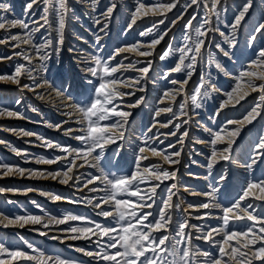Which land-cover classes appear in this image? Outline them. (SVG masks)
<instances>
[{"label":"snow or ice","instance_id":"snow-or-ice-1","mask_svg":"<svg viewBox=\"0 0 264 264\" xmlns=\"http://www.w3.org/2000/svg\"><path fill=\"white\" fill-rule=\"evenodd\" d=\"M90 2L92 11L95 12L100 0H90ZM40 3L44 5L43 13L38 20L32 21L31 27L29 23L23 20H12L8 22L6 27L5 17L0 15V30L8 31L9 28L19 26L26 33L24 36L16 34L0 39V44L16 41V48H20L21 44H28L33 49L31 53L24 51L17 53L16 55L20 56L26 63L16 64L14 73L11 75H0V80H10L12 83L20 85V77L26 74L33 83L30 85L24 84L22 87L36 93L39 99H45V97L38 89H49L51 90L50 95L55 93V96L60 98V103L66 109H72V111H66L63 114L70 119L73 116L76 117L74 123L79 125V127H69L65 131L66 133H79L72 136V139L79 141L81 146H61L44 141L47 147L58 148L62 155L54 159L41 157L39 162L54 164L57 161L64 160L67 161L66 170L45 174L44 172L26 170L7 163H0V173L3 175L10 173L24 175L27 171L29 175L60 177V183L62 184L74 181L83 183L84 188L93 185V187L89 188L91 192H103L104 195L98 198L94 206L101 209L98 215L105 218H113L115 226L101 224L74 215H67L59 220L49 219V223L57 224H64L69 220L85 221L84 226L70 227L68 231L71 234L68 238L72 240H92L95 237L96 239L93 243L96 244V250L79 248L76 250L83 252L88 257L95 258L97 264H264V216H259L249 211L253 207L251 203L246 206L243 204L250 196L256 200H264V179L249 182L235 203L229 207L222 208L223 215L218 218L223 222L221 226L201 231V226L190 225L187 218H178L175 227H173V210L179 208V205L173 202V196L176 195L173 189L177 187L176 184H172L167 189L166 198H162L159 205H157L158 212L156 215H153L151 211H144V209H152L156 205L157 188L164 181L175 179L176 172L164 169L159 164L142 166L141 162L148 159L143 154L146 151H150L155 156H162L164 161L169 164H178L180 161L174 160L172 157H179L181 155L180 151L171 154L166 151H159L155 147H151L148 139H145L142 142V146L138 148L135 170L128 175L117 176L114 173L109 175L101 167V161L105 156V146L124 138L123 129L128 123V117L131 115L130 112L120 107L119 101L125 95L130 94L123 92L121 89L135 88L141 92L145 91L141 81L147 77L152 66V62L148 61L147 66L138 69L142 73L140 77L125 81L119 79L116 74L125 67L134 66H125L122 63L113 65L111 61L115 60L116 56L122 52H136L137 55L144 57L152 56L155 46L160 44L164 36L167 35V30L160 33L154 32L157 24H164L168 18L167 14L178 8V6L185 11L192 6H196L197 9L200 8L202 0H187L183 4H181V0H158L155 5H146L142 0L138 2L132 14L131 22L128 24L129 29L138 20L150 14L153 16L159 15L164 17V19H160L158 22L153 23L151 27H147L139 33L142 37L150 36V42L118 48L115 54L107 58H102L99 55L92 57V61L86 71L97 82L94 83L93 80H88L91 88L88 89L84 100H80L71 93L66 92L63 86L54 87L52 82L42 76V73L47 71L46 62L51 58L49 49L58 51V46L64 43L66 20L71 9L68 0H28L25 6V14H29V10L33 9V5H39ZM252 3L253 0H245L239 14L235 17V22L231 24L232 33L230 36L220 32V35L224 37V43L228 45V49H224L220 44H217L216 47L228 59L233 58L231 49L235 46L237 26L240 25L241 20L249 12ZM219 5L220 0H211L210 4L207 2L203 3V7L215 15L217 20H219ZM116 7L117 5L112 3L105 10H101V15H103L105 20L112 16ZM8 11L9 5L0 3V12L6 13ZM31 14L34 15L35 13L32 12ZM50 15H54L55 23L50 20ZM179 19H183V16L180 15L171 19L170 24L175 26ZM195 19L196 17L192 16L184 24L183 45L175 49L172 45H169L159 56L160 60L163 61L171 55L179 53L174 67L168 73H165L163 78L169 80L171 73L181 74L185 78L170 79L169 82L172 85H179V87L165 91L164 97L170 98L172 102L176 100L178 95L185 98L179 105V113L174 112L173 107L168 106L158 109L155 113L156 117H159L163 112L171 113L174 117L187 116L191 118L190 112L194 114L195 110L202 108L205 98H210L212 92L220 91L213 82L211 72H209L206 76H201L199 84L190 94L186 92L185 85L188 84L189 79L192 77L196 65L204 58L206 40L209 38V33L219 31V28L213 29L211 27L210 18H205L197 25L193 24ZM95 23L100 25V32H106L108 27L106 22L102 23L100 19H96ZM225 27H228V25H225ZM41 29L49 30V34H51V31L56 32L55 48L52 39L44 38L43 42L35 41V34L39 33ZM262 29H264V23H260L255 28V31L261 32ZM101 39L102 37L99 35L96 37L97 45H99ZM255 39V36L251 37L252 41H255ZM4 59L10 60L12 57L8 56L4 57ZM33 60H37L39 63L34 65ZM207 65L209 68L214 66L218 72L223 73L225 76L229 75L222 63L211 52L208 53ZM253 69H259V71H254ZM233 79L235 84L231 91L225 93L227 100L221 103V109L228 107L229 104L234 107L251 92H260V96L258 102L247 112L243 119L228 121L229 124L239 125V127L227 132L225 134L227 139H225V135H222L223 129L221 131L205 129L212 136L210 141H201L210 143L212 146L211 156L207 165L209 176H211V169L218 160L228 161L231 159L232 146L240 135L243 126L252 124L257 117L264 119V115H262L264 113V48H261L256 59L249 63L246 69L241 70L238 75L234 76ZM257 81H260V83H257ZM143 100L144 97H140L135 103L128 104L126 107L135 108ZM163 102L161 100V103ZM33 111H36V109H33ZM5 114L23 118L17 112H5L0 109V115ZM67 122L64 121L63 123ZM171 123V120L162 122L160 127L167 128ZM183 123H188V120H184ZM173 126L178 130L181 125L175 124ZM56 127L59 129L61 125H56ZM148 132H152V128H149ZM23 134L31 135V133L26 131ZM170 135H176V133L171 132ZM187 136L188 132H183L182 136L178 138V142L183 144L184 137ZM37 139L41 138L37 137ZM0 143H3V141H0ZM218 143H224L226 146L221 151H217L216 146ZM169 147H175V145H170ZM11 150L16 152L17 155L23 154L14 147ZM24 155L26 156V154ZM259 157H264V136H261L256 144L251 163H247L245 165L246 168L251 170ZM78 160L81 163H77ZM85 166L97 169L100 175H89L81 181L80 176L75 174L74 169L84 168ZM204 178L207 179L208 177ZM224 178V176H221L219 179L223 180ZM152 181H155V183H152ZM141 184H147L150 190L142 191L140 188ZM100 185H103V187H100ZM209 187L210 191L206 193H193L194 195L205 196L206 202L196 205L190 204V208L199 211V209L210 210L221 207L216 202V193L219 188L213 185H209ZM185 190L187 191L188 189L186 188ZM254 190H258L260 195H256ZM3 191L5 189L0 188V192ZM28 191H31V189H28ZM132 197H135V199H131ZM52 198L61 199L59 196H53ZM88 202L92 203L91 200ZM9 203L12 202L9 201ZM105 204L110 205V208L104 209L102 206ZM210 214V211H208L204 215H196L193 218L203 220ZM240 220L249 222L243 230H235L229 227L232 221ZM29 223L43 224V227H48V223H43L42 218L37 215L27 214L9 217L8 215L0 214V226L5 228L15 225L23 226ZM190 229H195L200 234L194 236ZM157 233H160V235H156ZM40 234L45 235L46 233L41 232ZM220 235H222V239L217 241L215 237ZM194 240H203L206 243L215 244L218 247V255L212 256L209 251L202 250L198 245H194ZM23 243L27 249L31 250L30 252L25 251L24 248H10L0 243V264H12L14 261L23 262V264H74L73 261L47 255L43 250L26 240ZM198 257L202 259H197Z\"/></svg>","mask_w":264,"mask_h":264},{"label":"rangeland","instance_id":"rangeland-1","mask_svg":"<svg viewBox=\"0 0 264 264\" xmlns=\"http://www.w3.org/2000/svg\"><path fill=\"white\" fill-rule=\"evenodd\" d=\"M27 2H28V0H0V3H8V5L10 4L9 5V8H10L9 11L6 13L0 12V15H3L5 17V22L7 23V20L11 15L13 16L15 14H19V15L24 14V10H25L24 4H26ZM142 2L145 3L146 5H155L158 2V0H142ZM186 2H187V0H181V4L186 3ZM204 2H207L210 4L209 0H202L201 6L199 9H197L196 6H192L185 11L184 9H182L181 7L178 6V8L173 9L172 12L168 13L167 14L168 18L165 20L164 25H160V24L158 25L157 24V27L154 28V32H157V33H160V32L167 30V35L164 36V39L161 40L160 44L155 46L154 53L152 56H147V57L139 56L136 54V52H132V54L129 55V57H132L131 60L135 61L133 63L134 67H132L130 69L132 71H129V75H132L135 77L141 76L142 73H140L138 71V69L147 66L148 61L152 62V66L149 69L147 77L144 80H142L143 82L141 84H143L145 81H148V80H153L156 82L160 78L158 76L159 73L162 74V77H163V73L164 74L168 73L170 71V69L172 67H174L175 62L178 59L179 53H175L174 55H171L170 57L166 58L163 61L160 60L159 56L165 49H167V47L169 45H172L174 49L183 45V43H184L183 36L185 35L184 24L189 19H191L192 16H195L196 19L193 20L194 25L201 23L205 18H210L211 22H212L211 27L213 29L219 28V31H212L209 33V38L206 40V49L204 51V58H203V60H201L196 65V68H195V71H194L192 77L189 79L188 84L185 85L186 92L190 94L192 92V90L199 84L201 76L202 75L206 76L209 72H211L213 82L219 90L221 88H227L229 86V84H231L232 80H228L226 82L225 80H227V79L224 78L223 73L218 72L214 66L212 68L208 67V65H207L208 53L209 52L213 53L215 55L216 59L222 63V65L225 67L226 70H231L233 68L234 69V70H232L233 74L239 73L241 70H243L242 67H244L246 64H248L250 61L255 60L256 56L258 55L261 48H264V29L261 30L262 33L261 32L257 33L255 31V28L258 27V25L260 23H264V0H253L252 7L249 9V12L241 20L240 25L237 26L235 36H238L237 37L238 38V44L235 45L231 49L232 54H233L232 59H228L227 57L223 56V53L220 52V50L216 47V45L220 44L221 47H223L224 49H228V45L226 43H224V37H222L220 35V32H224L225 35H228V36L231 35V33H232L230 31V30H232L231 24L235 22V17L239 14V11L241 10L243 4L245 3V0H220V5L218 6V8H219V20H217V17L215 15H213L208 9H205L203 7ZM112 3H115L117 5L116 9L114 10V12L111 16V20H113L112 21L113 32L111 35V37H112L111 41L112 42L110 43V47H111L112 51L117 49L121 43H125V45L131 46L133 44H145V43L150 42V40H151L150 36L142 37V36H140L139 33L141 31H144L147 27H151L153 25V21H154V23H156V22H158V20L164 19V17H161L159 15L153 16L150 14L148 17L145 18L144 21L141 20L136 25H133L134 28L132 27L131 29H129L128 28L129 19H127V17H129L128 16V7L125 8L126 10L123 9V4H124L123 0H104V4L101 5V9L105 10ZM69 5H70V9H71L70 11L71 12L68 13V17L66 20V28L64 31V43H63V45H61L62 54H61L60 59H59L60 61L54 55V53H56V52L52 53L51 58H50L51 60L53 59L51 61L52 62L51 68H50L52 70L51 73H53L57 68V75L56 76H58V74H65L66 73V71H67L66 66H67L68 60L70 58V54H71V56L73 55L72 53H70L71 52L70 48L73 47L75 44H77V40L75 39L76 36H74V35H75V32H77V29H79V28H78V24H75V22H74V20L76 19V17L74 15L81 14V11H80L81 6L79 5V2L75 1V0H71ZM33 8H34V10H36L35 15L39 17L41 15V13H43L44 5H43V3H40L39 5H33ZM197 10H198V12H197ZM73 11H76V12H73ZM180 15L183 16V19H180L179 24L176 27V29H171L170 28L171 27V24H170L171 19H173L177 16H180ZM203 16H205V17H203ZM32 17H33V15L30 14V18H32ZM50 20H52L53 23H55L54 15H50ZM225 25H228V27H225ZM6 27H7V24H6ZM168 29H170V30H168ZM116 30H119V31H116ZM125 31H127V32H125ZM10 32H11V30H8V31L0 30V39L10 37V35H9ZM84 32H86V30H81L82 35H85ZM48 33H49V30H48ZM176 33H178V35ZM51 34L54 35L52 40L54 42V48H55L56 47L55 41L57 38V34L55 31H51ZM51 34H49V35H51ZM250 35H252V36L254 35L256 37L255 41H252L251 38H249ZM45 36H46V34L43 36V38ZM124 36H125V38H124ZM119 39L121 42L119 41ZM3 46L5 47V44H0V51H1L0 52V75H11L12 73H14L15 65L18 64V62L13 63L11 59L10 60L4 59V57H8V56L12 57L13 54L11 53V50L3 49ZM93 47H98L94 50L95 52L94 51L92 52L93 56L99 55L102 58L106 57V54L102 55V53H101L102 52L101 51L102 50L101 44H99V45L93 44ZM142 50H145V49H142ZM12 58L15 59V57H12ZM235 61H238L237 65L234 64ZM20 64H23V63H20ZM158 69H160V70H158ZM164 70H166V71L164 72ZM255 71H259V69H255ZM157 72H159V73L156 74ZM152 77H153V79H152ZM22 78L23 79L20 81V85L16 84L15 85L16 87H13V89H18V91H19V88H17L18 86H20V88H21L25 82L27 84L33 83L32 81H29L27 75H22ZM172 78L183 79L185 77H183L181 74L171 73L169 80ZM92 79H93L94 83L97 82V81H95V79L93 77H92ZM163 80H165V79L163 78ZM169 80H165L167 82V85H172L171 83H169ZM5 81L6 80H0V91L2 89L6 88L5 87L6 84L4 83ZM225 82H226V85H225ZM257 83H260V81H257ZM64 86L66 87L65 82H64ZM177 86H179V85H177ZM88 87L91 88V85H89ZM153 87H154L153 84H148V87L145 88V91L141 92V91L134 90V95H132L133 97L132 96L131 97L125 96L122 98L121 101H119L120 107L123 110L133 111V113L128 117V125L131 126L135 122L140 123L141 118L143 116L142 114L145 111V107H144L145 104H143V105L140 104L135 108H128V107H126V105L135 103L136 100L133 101L134 98H137L139 96L143 97L145 95H146V97H144L145 100H143V101L147 102L148 99L151 98L150 93H151ZM89 88H86V90L84 91V94H82L81 90H80V95H79L80 100H84L85 95H86ZM133 89L134 88H128V90H130V91ZM218 93L219 92H212L210 98H205V100L203 101V107L195 110V114L197 113V114H200V116H204V115L206 116V113L209 112V116H213L215 114L216 110L219 109V98L220 97H219ZM259 96H260V92H251L244 100H241L239 104H236L234 107L232 106V107L228 108V110L230 111V114L232 116L229 115L228 117L225 118L226 120H224L223 122L220 121L221 120L220 119L219 123H218L219 125L216 128V131H221V129L224 130L225 129L224 124H227L231 118H234L236 120L243 119V117L247 114V112L258 102ZM17 100H18L17 98L10 99V100L2 99L0 101V109L4 110L5 112L11 111V112L20 113L23 118H22V120H19L17 122L26 123L28 125L31 124V126H32V123L35 121H36V123L42 124V120L39 117V113H41L43 111V109L41 110L39 107H36V105H35L34 106V108L36 109L35 112L33 111L31 113V112L26 110V111H24L25 112L24 113L22 111V109H20L19 107L18 108L16 107L17 104H19V103H17ZM130 100L132 102H129ZM183 100H184V96H180L176 100L177 109L175 112L179 113V105L183 102ZM152 108H153V105H150V109H149L148 113H145L146 116L144 115L146 121L147 120L149 121V119H151L150 115H151L152 111H150V110ZM20 110H21V112H20ZM154 111L156 112L157 110H154ZM47 113L50 116L51 112H47ZM45 114H46V111H45ZM48 115H47V117H48ZM193 115L194 114H192L190 112V117H192ZM262 115H264V113H262ZM170 116L171 117L169 120H173V123H174L173 125L180 124V121H182V123H183L184 120L191 119L189 117H180V119H177V117H179V116L174 117L171 113H170ZM12 121H15V120L11 119V118H6V117H4V115H0V128L6 127ZM146 121H144V124ZM105 123H107V122H105ZM188 124H189V122L184 127H182L183 125H181L180 128L181 127L184 128V131H185L190 125V124L189 125ZM173 125H171L168 128L169 131L177 130ZM235 127H237V125H235ZM20 129H23V127H20ZM192 129L195 130V126H192ZM28 131L33 132L34 130L29 129ZM4 132L5 131L0 130V136H4L7 138H9V136H11V134L4 133ZM128 134H129V132H128ZM41 135H43V134H41ZM32 136L30 138H25V137L18 138V140L20 142L16 145L13 143L9 144L6 142L1 143L0 144V163H7L10 165L18 166L19 168H22V169H26V168L30 169V168H35V165L37 166L41 157H43L44 159H54L55 157L62 155L61 152H50L48 154V153H45L43 151V149H40L37 147L33 148L34 150L32 151L31 150L32 145L26 144L27 143L26 141L34 139V135H32ZM249 136L254 137V140L260 139L261 136H264V119L257 117V119L254 120L252 122V124H247V125L243 126V129H242L239 137L236 139V142H235L234 146L232 147L231 159L228 161H225L223 164V167L228 166L227 168L231 170L232 176H231L230 184L226 188H223L222 190L219 189V191L216 193V195L219 199L218 203L221 205L220 210L217 211V208H212L211 210H206L205 212L210 211V213H214V216L218 215V217H221L223 215L222 208L229 207L233 203H235L239 199V197L242 195L243 190L247 187L249 182H256V181L264 179V157H262L261 162L257 166H255L256 168L254 167L255 169L249 170L248 173L245 174L247 176H243V178L245 177L243 181L237 180L238 175L240 173L239 171H236V170H239V168L235 167L237 165L235 163V161L238 160L237 159L238 158L237 152H238L239 148L241 149L242 145H245L244 149H242V152H245V150L251 149L249 147H251V145H253V144L251 143ZM192 138H193V135H191L189 140L191 141ZM50 139L51 138H49L48 140H50ZM145 139H147V138H142V140L140 142L141 146H142V142ZM162 140H163V138L159 139L155 145H153L152 141H151L152 143L149 140H148V142H149V145L151 147H155L157 150L161 151L162 148H168V146L170 145V144H165V142H164V144H163V142L161 143ZM54 143L60 144L61 146H69V144H67L65 142L55 141ZM190 143L191 142L188 141V143H187L188 146H186V148H185L186 149L185 152L188 156L185 157V160H184L185 162L183 161L184 169H186L187 171H189L192 174H196L198 172H201L202 175H208V172L203 173V171L205 172L206 170L205 169L201 170L200 169L201 166H199L201 164L203 165V167L207 166V163H205V159H204L205 157H207V155L204 157L205 152H202L201 153L202 155L200 153L198 154L200 149L191 150L190 147H192L193 144H190ZM120 144H121V140H117L115 142V144H113L111 146H108V145L105 146V150H106V148H109V151H108V153H105V157L101 161V167H103L105 172H107L109 175H111L113 173L117 176L128 175L130 172L135 170L136 157H134V159L132 160L131 166H130L131 169H129V170H127L123 166V163H121V160L116 161L117 160V147ZM80 146H81L80 142L77 141V145L75 147H80ZM12 147L20 150L21 153H23V154L17 155L16 152L11 150ZM207 148H209V146ZM251 150H253V148ZM211 151L212 150H210L209 152H211ZM24 154H26V156ZM137 154H138V151L136 152V156H137ZM143 155L146 156V154H143ZM201 156H203V157H201ZM247 157H248V155H247ZM147 158H149V156H147ZM154 161H155V163H157V161H159V158L147 159V160L142 161L141 163H142V166L143 165H151L152 162H154ZM61 163L64 165L60 166L59 169L66 170L67 161L62 160ZM155 163H153V164H155ZM160 163L162 164V168L169 170L164 165V162H160ZM90 175H97L98 176V175H100V173L97 172L96 169H94V170L92 169V170H90ZM214 177H215V180L217 181L221 177L220 171H217L215 173ZM186 178H184V180H186V182H189L188 184H190V186L192 188H200L203 186V183L195 181V180H193V178H188V177H186ZM31 180L32 179H30V181ZM11 181H15V180L11 179L10 177L4 176L2 173H0V188L5 189V191L0 193V195H2L3 197H6V198H4V201H3L4 203L2 202V200L0 201V203H1L0 204L1 205L0 206V213L1 214L4 213L3 210L7 209L10 212L16 211L14 214L12 212L10 215H8L9 217H14L16 215H27V214L40 216L42 218L43 223H48L47 228L52 229L54 226H56L57 228L62 229L64 236H69L71 234L68 231V229L70 227L84 226L85 221L69 220L64 224H57V223H49L50 218L53 220H59V219L64 218L67 215H74V216L84 217V218H87L88 220H92V221H95V222H98L101 224L115 226V221L113 220V218L108 217V218L103 220V219H101V217L91 213L89 211V209L84 207V206L75 207L74 205L68 204L66 206L59 208L57 206V204H49L47 202H39V201H36V203H34V204L33 203L29 204L25 200L26 199L28 200V198L35 196L36 190L38 189V187L30 185V182L25 183V185L23 184L22 186L21 185L20 186H14V185L10 184ZM18 181L22 182L24 180L22 179V180H18ZM236 181H238L239 183ZM152 183H155V181H152ZM168 183L169 182L162 183L161 184L162 187L159 190H157V192H156V205H154V207L152 209H144V211H146V212L151 211V212H153V215H156V213L158 212L157 205H159L160 200L162 198H166L167 189H168L167 184ZM171 183H173V181ZM216 183L217 182H211L208 185H206L209 188L208 191H210L209 185L216 186ZM178 185H180V183ZM144 186H148V185L147 184H141L140 185V187H144ZM28 189H31V191H28ZM13 190H19L20 193L17 195H13V193H12ZM23 191H28V192L23 193ZM142 191H144V190H142ZM254 191L258 192V190H254ZM57 195L60 196L59 194H57ZM15 196H16V198L18 196V198L21 199V201L18 204H16L18 206H16L15 204H12L15 202ZM249 198L250 199L245 200L243 202V204L246 206L248 203H251L253 205V207L251 209H249V211L254 212V210H255V212H257V214L262 213V215H260V216H264V212H263L264 208L258 209L257 205H254L256 199L252 200L251 196ZM131 199L134 200L135 197H132ZM9 200L12 203H9ZM187 200L189 201V203H192L194 205L205 201V200H198L197 201L196 198H189V199L184 198V200H182L183 201L182 206H181L182 208L180 207L177 210L175 209L176 212H175V215L173 218V227H175V224H176V221L178 218H181V219L183 218L184 211L186 208L185 202ZM199 201H201V202H199ZM25 202L27 204H25ZM83 203L87 204V202H85V201H83ZM261 203H262V201H261ZM19 204L21 206H19ZM106 206H107V209L110 208V205H106ZM73 208H75V209H73ZM186 213L189 214V213H192V211H188V212L186 211ZM181 215H183V216L181 217ZM150 219H151V217H150ZM204 220H206V221L208 220L206 222L207 225H206L205 229H201V231H207L211 227H219L223 223L222 220H220L218 218L213 219V217L211 218V216L209 218L204 219ZM248 223L249 222L246 220L232 221L230 223L229 227L232 229H235V230H243ZM201 224H203V223H201ZM33 225L38 227V225L32 224V226ZM198 226L203 227L205 225H198ZM28 228L29 227H26V229H28ZM8 231H9V234H5L6 230L0 231V235H1L0 236V243H3L7 247L24 248L25 251L30 252L31 250L27 249L23 243V241L26 240V241L32 243L33 245L37 246L41 250H43L47 255H51L54 257L58 256L60 258L73 261L74 264H97V261H95L96 260L95 258L87 257L86 255H83V256L80 255L79 256L77 254V252H74L75 250L72 249L70 246H73V244H75V243L65 242V244L62 246L61 244H58L56 242H48V241H44L43 239L40 240L41 237H39V236H38V238H37V236H33V238H32V234H28V233H24L25 236L23 234L22 237H18L17 235H15V232L18 231L16 229H8ZM192 232H193L194 236L200 234V233H197L195 229ZM12 234L14 236H11ZM156 235H160V233H157ZM21 238H23V239H21ZM215 239L217 241H219L220 239H222V235L216 236ZM194 242H195V240L193 241V243ZM197 242L199 243L198 246L202 250L209 251L212 254V256L218 255V247L215 244H210V243L205 242L202 246L200 244L201 241H197ZM67 246H69L71 249H69ZM90 249L96 250V244H95V247H91ZM69 250H71V251H69ZM197 259H201V258L198 257ZM12 264H23V262L14 261V262H12Z\"/></svg>","mask_w":264,"mask_h":264},{"label":"bare ground","instance_id":"bare-ground-1","mask_svg":"<svg viewBox=\"0 0 264 264\" xmlns=\"http://www.w3.org/2000/svg\"><path fill=\"white\" fill-rule=\"evenodd\" d=\"M75 1H78L79 5L81 6V10H80L81 14L74 15L76 17L74 22H75V24H78L79 29H77V32H75V35H74V36H76L75 39L77 40V44H75L73 47L70 48V51H71L70 53H72L73 55L71 56V54H70V58L68 60L67 66H66L67 71L65 74H58V76H56L57 75V68H56V70L53 73H51V71H52L50 69L51 64H52L51 61L53 59L52 60L50 59L46 62L47 71H46V73H42V76L46 77L50 82H52L54 87L63 86V88L66 92H69L74 97L79 98L80 97L79 96L80 90H81V93L84 94V91L86 90V88H89L88 86L90 85V84H88V80H90V79L93 80L92 77L90 76V74L86 71V69L88 68V66L90 65V63L92 61V57H93L92 52L96 48H98V47H93V44H96V37L98 35L102 37V39L100 40V43H99V44H101L102 55L106 54V57L113 55V54H115L116 49L112 51V49L110 47V43L112 42L111 41V39H112L111 35L113 32V27H112V21L113 20H111V17L108 18L107 20H105L103 15H100L101 14L100 12L102 10L101 5L104 4V0H100V3L98 4L97 10L95 12L92 11L90 0H75ZM123 1H124L123 9L128 7V16L129 17H127V16L126 17H127V19H129V23H130L132 14L135 11V7L138 4V2H141V1L140 0H123ZM209 1L211 3V0H209ZM70 2H71V0H68L69 4H70ZM24 5L26 6V4H24ZM32 12H34L36 14V10H34V8H33L31 11L29 10V14H25V10H24V14H22V15H19V14H15L13 16L11 15L7 20V23H6L7 26H8V22H10L12 20H23V21L29 23V25L31 27L32 21L38 20L40 18V16L42 15V13H41V15L38 17L34 14L33 17L30 18V14ZM73 12H76V11H73ZM197 12H198V10H197ZM203 17H205V16H203ZM145 18L146 17L138 20L137 23H139L141 20L144 21ZM96 19H100L102 21V23L106 22L108 24L106 32H100L99 31L100 25H97L95 23ZM179 21H180V19L177 21L175 26L171 25L170 28L176 29V27L179 24ZM153 23H154V21H153ZM160 25H164V24H160ZM9 30H11V32L9 34L10 36L16 35V34L24 36L26 34L25 31L23 29H21L19 26L15 27V28H9ZM81 30H86V32H84L85 35L81 34ZM116 31H119V30H116ZM230 31L232 32V30H230ZM125 32H127V31H125ZM45 34H46V36L44 38L53 39V37H54V35H52V34L49 35L48 30L41 29V31L39 33L35 34V38H34L35 41L43 42V39H44L43 36ZM176 34L178 35V33H176ZM237 37L238 36H235V45L238 44V38ZM251 37H252V35H250L249 38H251ZM124 38H125V36H124ZM119 41H120V39H119ZM16 43H17L16 41H11V42L5 44V47L3 46V49L11 50V53L13 54L12 57H15V59H13V58L11 59L13 63L18 62V63L24 64L26 62L20 56H18L16 54L20 53L21 51L31 53V52H33V49L28 44H21L20 48H16L15 47ZM58 47H59L58 51H55L54 49H49V52L51 54L56 52V53H54V55L59 60L60 56L62 54V51H61V45ZM126 47H130V45H125V43H121L118 48H126ZM130 54H132V52H122L119 55H117L116 59L111 61V63L113 65H116L118 63H122L125 66L133 65V63L135 61L131 60L132 57H129ZM251 62L252 61H250L249 63H251ZM38 63H39V61L33 60L34 65L38 64ZM237 63H238V61L234 62L235 65H237ZM249 63L246 64L244 67H242V69L243 70L246 69L247 66L249 65ZM131 68L132 67H125L124 69H121L116 75L118 76L119 79L125 80V81H130L131 79L140 77V76L135 77V76L129 75V71H132V70H130ZM158 70H160V69H158ZM232 70H234V69L232 68L231 70H226L229 73V75L228 76L224 75V78L227 79V80H225L226 82L228 80H232L231 84H229V86L227 88H221L220 91H218L219 92L218 94L220 97L219 98V109L216 110V112L213 116H209V112L206 113V116L205 115L200 116V114L194 113V115L191 117L192 120L188 118L189 119L188 122L190 125L188 124L189 127L185 130L188 132V136L184 137L183 144H180L178 142V138L182 136L183 132H185L184 128H182V127L186 126L187 123L185 124V123H182V121H180V125H183L181 128H179L178 130H175V131H169L168 128L174 124L173 120H171L172 123L167 128H161L160 123L167 122L171 117L170 113H163L162 112L159 117L155 116L156 112L154 110H158L160 108H164V107H168V106L173 107V110L175 112L177 109L176 100L180 97V95H178L174 102H172L170 100V98L164 97L165 91H170L174 88H178L179 86L167 85V82L165 80H163L162 74H160L159 72H157L156 74L159 73L158 76L160 78L158 77L159 79L156 82L153 80H148V81H145L143 83L145 88L148 87V84H153L154 87L152 88V91L150 93L151 98L148 99L147 102L143 101L141 103V105L145 104L144 105L145 111L142 114L143 116L141 118L140 123L135 122L131 126L128 125V123H127V125L123 129L124 138L121 140V144L117 147V160L116 161L121 160V163H123V166L127 170L131 169V167H130L131 162L134 159V157H136V152L138 151V148L141 146L140 142H141L142 138H147L150 142L152 141L153 145H155L158 142V140L161 138H163V140H162L163 144L165 142V144L175 145V147H169L170 146L169 145L168 148H162V150H161L162 152L166 151L167 153L171 154L173 152H176L179 149L178 151L181 152V155L179 157H176V156L172 157L174 160L180 161L178 164H169V163L164 161L162 156H155L150 151H146L144 153V154H146V156H149L148 159L159 158V161H157V163H155V161H154V162H152V164L155 163V164H159L162 166V164L160 162H164V165L169 169V171H175L176 172V178L175 179L166 180L163 183L169 182L167 184L168 188H170L172 184L177 185V187L175 189H173V192L176 193V195L173 196V202H174V204H178L179 208L182 206V202H183L182 200H184V198H188V199L189 198H196L197 201L198 200H205L203 202H206L205 196L194 195L193 193H196V192L206 193V192H208L209 188L206 185H208L209 183L217 182L216 186L219 187L220 190H222L223 188H226L231 182L232 173H231V170L227 168L228 166L223 167V164L225 162L224 160H218V162L214 164L213 168L211 169V176H209V174L208 175H202L201 172H198L196 174L190 173L189 171L184 169L183 161L185 160V157L188 156L185 152V150H186L185 148H186V146H188L187 143L189 141V142H191L190 144H193L192 147H190L191 150L200 149L198 154L205 152L204 157L206 155H207V157H205L204 159H205V163H207V165H208L209 157L211 156V152H212V151L211 152H209V151L212 150V146L210 143H203L201 141H210L212 139L211 133L209 131H206L205 129H210L211 131H216V128L219 125L218 123H219L220 119H221L220 121L223 122L224 120H226L225 119L226 117H228L229 115L232 116L230 114V111L228 110V108L232 107L231 104H229L228 107H225L223 109L220 108L221 103H223L225 100H227V96L225 95V93L231 91L232 87L235 84L233 77L239 74V73L233 74ZM253 70L255 71V69H253ZM165 71L166 70H164V72ZM23 75H26V74H23ZM163 75H164V73H163ZM22 79L23 78L21 76L20 81ZM152 79H153V77H152ZM29 81H31V80L29 79ZM64 82H65L66 87L64 86ZM142 82L143 81H141V83ZM226 82H225V85H226ZM4 83L6 84V86H5L6 88H4L0 91V99L1 100L2 99L10 100V99L17 98L18 99L17 102H19V104H17L16 107L17 108L19 107L20 109H22L23 112L27 110V111L32 113L33 109H35L34 108L35 105H36V107H39L41 110L43 109V111L41 113H39V117L42 120V124L36 123V121H35L32 123V126H31V124L28 125L26 123L17 122L19 120H22V118H17L15 116H8L5 114L4 117L14 119L15 121H12L6 127L0 128L1 131H5L4 133L11 134V136H9V138L4 137V136H0V141L6 142L9 144L13 143L16 145L20 142L18 140V138H21V137L30 138L32 135H34V139L26 141L27 142L26 144L32 145V147H31L32 151L34 150L33 148L37 147V148L43 149V151L45 153H48V154L50 152H60V151L56 147H52V148L47 147L45 145L44 141H49V142L53 143L54 145H60V144L54 143L55 141L65 142V143L69 144V146H72V147H75L77 145V141L75 139H72V136L77 135L79 133H66V131H65L69 127H72V128H78L79 127V125L74 123L76 117L73 116L70 119L68 116L63 114L66 111H72V109H66L63 106V104L60 103V98H57L55 96V93H51V95H50L51 90L45 89V88L38 89V91L42 95H44V97H45V99H39L36 93L29 91L27 88H24V87L20 88V86H18L17 88H19V91H18V89H13V87H16L15 86L16 84L12 83L10 80H6ZM24 84H27V83L25 82ZM121 90L125 93H130V94L125 95V96L131 97L132 95H134V90H136V89L134 88L133 90L130 91V90H128V88H123ZM136 91H139V90H136ZM143 97H146V95ZM139 98H140V96L137 98H134L133 101H135V100L137 101ZM161 100H163L164 102L161 103ZM129 102H132V101L130 100ZM150 105H153V108L150 110V111H152V113L150 115L151 119H149V121L148 120L146 121L144 115H145V113H148V111L150 109ZM45 111H46V114H45ZM20 112H21V110H20ZM47 112H51L50 116L48 115ZM128 112H130L131 114L133 113V111H128ZM47 115H48V117H47ZM180 117H187V116H179V117H177V119H180ZM230 120H236V119L231 118ZM64 121H68V122L63 123ZM144 121H146L145 124H144ZM56 125H61V127L58 129L56 127ZM153 125H155V127H153ZM192 126H195V130H193L194 128L192 129ZM20 127H23V129H20ZM224 127H225V129H224V132H222V135H225L227 132L234 130L236 128L235 124H229V123L224 124ZM237 127H239V126L237 125ZM149 128H152V132H148ZM29 129H32L34 131L30 132V131H28ZM25 131L28 133H31V135H24L23 132H25ZM128 132H129V134H128ZM171 132H175L176 135H170ZM41 134H43V135H41ZM191 135H193V138L190 141L189 138L191 137ZM37 137H40L41 139H37ZM49 138H51V139L48 140ZM225 139H227L226 135H225ZM250 140H251V143L253 145H251V147H249V148H251V149L253 148V150L249 149V150H245V152H242V149H244V146H245V145H242L243 148L242 147H241V149L239 148V150L237 152V155H238L237 159L238 160L235 161V163L237 164L235 167H238L239 170H236V171L240 172L237 180L243 181L245 178V177L243 178V176H247L245 174L248 173L249 169L246 168L245 165L247 163H251L252 154L255 150V146L259 142V139L254 140V137H250ZM235 142H236V140H235ZM113 144H115V143H110V144H108V146H111ZM234 144H233V146H234ZM208 146H209V148H207ZM225 146H226V144H224V143H218L216 146V149H217V151H221ZM108 151H109V148H106L105 153H108ZM247 155H248V157H247ZM201 157H203V156H201ZM261 160H262V157H259L257 160V163L253 166L252 169H255L256 168L255 166H257L261 162ZM61 161L62 160H60L54 164H46V163L38 162L37 166L35 165V168H30V170H34L36 172H44L45 174L48 172L63 171V170L59 169L60 166L64 165L61 163ZM77 163H81V161L78 160ZM199 166H201V168H200L201 170H204V169L206 170L205 172L203 171V173H206V172L209 173L207 166L203 167L202 164ZM92 169L94 170L95 168H89V167L85 166L84 168L74 169V172L77 176H80L81 181H83L86 177H88L90 175V170H92ZM26 170H29V169L26 168ZM217 171H220L221 176L225 177L223 180H220V179H218L217 181L215 180L214 175ZM4 176L10 177L11 179L15 180V181L10 182V184L14 185V186H20V185L22 186L23 184L25 185V183L30 182V185L38 187V189L36 190L35 196H32V197L28 198V200L27 199L25 200L29 204L30 203L34 204V203H36V201H39V202H47L49 204H57V206L59 208L66 206L68 204L74 205L75 207L84 206V207L88 208L91 213L101 217V219H103V220L106 219L105 217L98 215V212L101 211V209H98L94 206L95 203L98 201V198L103 196L104 193L103 192H91V191H89V188L93 187V185H89L88 188H84L83 183H76L74 181H70L67 184H62V183H60V179H61L60 177L53 178V177L47 176V175H45V176L29 175V173L27 171L24 173V175H20L19 173H10V174L4 175ZM186 177L193 178V180L198 181L200 183H203V186L200 188H192L190 186V184H188L189 182H186V180H184V178H186ZM204 177H208V178L205 179ZM22 179L24 181H22V182L18 181V180H22ZM30 179H32V180L30 181ZM172 181H173V183H171ZM236 182H238V181H236ZM179 183H180V185H178ZM100 186L103 187V185H100ZM161 187L162 186L160 185V187L157 188V190H159ZM140 188H141V190H150L148 188V186H144V187H140ZM186 188L188 189L187 191L185 190ZM157 190H156V192H157ZM27 192L28 191H23V193H27ZM0 193H2V192H0ZM12 193H13V195H17L20 193V191L19 190H13ZM255 193H256V195H260V193H258V192H255ZM57 194L60 195L59 197H61V199L56 200V199L52 198L53 196H58ZM216 197H217V195H216ZM4 198H6V197H3L2 195H0V201L2 200V202H3ZM247 199H250V198H247ZM251 199L253 200L254 198L252 197ZM89 200H91L92 203H89L88 202ZM20 201H21V199H19L18 196H17V198L15 196V202L12 204L16 205ZM83 201L87 202V204H84ZM261 201H262V203H261ZM26 202H25V204H27ZM199 202H201V201H199ZM216 202L217 203L219 202L218 197H217ZM185 203H186V205H185L186 208L184 211V216L181 215V217L183 216V218L184 217L187 218L188 223L190 225H197V226L198 225H205V226L201 227V229H205V227L207 225L206 222L208 220L207 221L204 219L203 220H196L193 217H195L196 215H204L206 210L199 209V211H197L194 208L189 207V205L192 203H189L188 200ZM106 205L107 204L103 205L102 207L104 209H107ZM192 205H194V204H192ZM254 205H257L258 209L264 208V200H256ZM16 206H18V205H16ZM19 206H21V205L19 204ZM73 209H75V208H73ZM176 210L175 209L173 210V218H174ZM218 210H220V208L219 209L217 208V211ZM3 211H4V213H2V214H4V215H10L13 212L12 210H11L12 212L8 211L7 209H5ZM186 211L187 212L192 211V213L188 214V213H186ZM15 212L16 211H14L13 214ZM251 212H253V211H251ZM254 213L256 215H259V216L262 215V213L257 214V212H255V210H254ZM210 216H211V218L213 217V219L219 218L218 215L214 216V213H211V215L207 216L206 218H209ZM201 223H203V224H201ZM35 225H38V227L34 226V225L32 226L31 223L25 224L23 226H20V225L9 226L7 228L0 226V231L6 230L5 234H9L8 229H16L18 231L15 232V235H17L18 237H22V235L24 233H28V234H32V238H33V236H37V238L39 236V237H41L40 240L43 239L44 241H48V242H56L58 244H61L62 246L65 244V242H72L75 244H73V246H70V247L72 249H74L75 250L74 252H77V254L79 256L80 255L83 256L84 253L79 252L76 249L79 248V249H85V250H92L90 248L95 247V243H92L93 240L96 239L95 237H93L92 240H85V239L72 240V239H69L68 236H64L62 229L57 228L56 226H54L53 228L51 227L52 229H49V228L43 227V224H35ZM26 227H29V228L26 229ZM190 230L194 231V229H190ZM41 232H44L46 234L41 235L40 234ZM11 236H14V235L12 234ZM24 236H25V234H24ZM197 241H201L200 244L202 246L205 243V241H203V240H195L194 245H199V243ZM67 247L69 249H71L69 246H67ZM69 251H71V250H69Z\"/></svg>","mask_w":264,"mask_h":264}]
</instances>
